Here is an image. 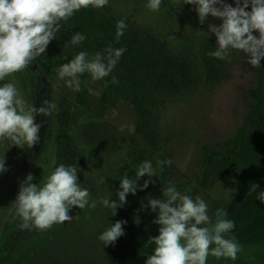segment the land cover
I'll list each match as a JSON object with an SVG mask.
<instances>
[{
  "label": "rangeland",
  "instance_id": "obj_1",
  "mask_svg": "<svg viewBox=\"0 0 264 264\" xmlns=\"http://www.w3.org/2000/svg\"><path fill=\"white\" fill-rule=\"evenodd\" d=\"M224 3L236 6L233 0ZM75 15L98 26L88 41L66 44L74 33L61 28L44 55L0 82L15 83L29 105L38 107L42 99L56 105L31 149L0 142L6 168L0 173V264H145L154 247L146 242L158 234L147 200L162 199L161 190L170 182L193 199L202 197L212 211L223 208L227 214L253 184L225 166L264 120V59L261 68H253L243 52L233 50L226 60L210 57L219 74L212 80L204 51H214L216 41L204 33L209 23L218 26L221 21L210 18L202 25L193 5L174 7L173 0H163L158 12L148 11L144 0H109L102 9L82 8ZM120 19L127 28L117 42ZM107 47L126 49L109 77L122 84L128 101H113L100 119L76 102L77 93L58 79L56 70L79 51L92 54ZM43 65L51 68L49 74ZM105 81L90 80L92 89H102L99 96L89 97L93 108L100 104ZM61 133L72 139L78 182L94 200L111 193L110 202L116 201L119 177L126 173L134 178L145 160L152 161L155 177H141L138 188L146 179L152 183L129 194L115 216L97 204L94 210L73 208L71 221L47 230H20L13 202L21 182L29 174L35 178L32 183L42 182L56 166V137ZM157 160L172 163L161 169ZM116 221L126 222L124 235L104 247L97 237ZM241 248L235 264H264V234ZM207 264L233 262L209 256Z\"/></svg>",
  "mask_w": 264,
  "mask_h": 264
},
{
  "label": "clouds",
  "instance_id": "obj_2",
  "mask_svg": "<svg viewBox=\"0 0 264 264\" xmlns=\"http://www.w3.org/2000/svg\"><path fill=\"white\" fill-rule=\"evenodd\" d=\"M163 0H144V7L158 12ZM174 7L193 5L200 24L210 18L221 21L217 26L208 24L206 38L214 36L216 47L208 55L226 60L233 50L248 57L247 64L261 68L264 59V0H233V7L224 0H173ZM109 0H0V82L28 68L36 58L44 55L51 41L61 32V22L71 18L82 8L102 9ZM247 10L246 9H249ZM116 40L124 35L127 24L124 19L116 23ZM253 33H258L254 35ZM86 36L74 32L66 44L79 46ZM173 38V37H172ZM124 47H107L90 54L79 51L73 58L56 70L57 77L74 93L81 91L80 77L87 74L93 82L104 81L125 53ZM65 59H67L65 57ZM111 83L118 81L113 77ZM104 86H107L105 81ZM102 91V89H101ZM101 91L88 89L90 95L99 96ZM56 105L42 99L39 106L29 105L15 83H0V142L9 141L10 147L31 149L40 141V131L51 118ZM37 117L42 119L37 121ZM55 163V161H53ZM171 160H157L161 169L171 165ZM6 171L4 156L0 158V173ZM79 169L63 163L50 170L42 182L32 183L31 174L21 182L16 196L14 213L21 219L20 230H47L54 224L71 221L73 208L94 210L97 204L109 209L110 216L127 201L126 197L148 188L152 181L146 179L137 187L141 177H155L150 160L139 164L134 178L125 173L119 177L117 200L110 202L111 193L94 200L88 188L78 182ZM117 178V177H116ZM259 185L252 184L250 193ZM162 199H148L146 207L155 213L153 223L158 225V234L146 244L154 245L145 264H207L209 256L217 261H232L235 264L241 245L232 232L235 223L228 218L223 208L215 211L206 201L197 196L181 193L174 183L162 190ZM264 199V191L258 193ZM139 223V219L135 221ZM125 221L109 224L97 239L104 247L115 244L124 235Z\"/></svg>",
  "mask_w": 264,
  "mask_h": 264
},
{
  "label": "trees",
  "instance_id": "obj_3",
  "mask_svg": "<svg viewBox=\"0 0 264 264\" xmlns=\"http://www.w3.org/2000/svg\"><path fill=\"white\" fill-rule=\"evenodd\" d=\"M61 28L73 33L78 31L84 34L87 37L85 41H88L98 26H95L94 22L84 15H75L61 22ZM131 38L130 40H132ZM210 51L211 49L206 47L204 60L207 67L210 68L211 79L217 80L219 74L217 69L212 68L213 64L208 55ZM43 70L47 74L51 72V68L46 65H43ZM112 79L109 76L106 77L107 86L102 92L100 104L93 108L88 92V89L91 88L90 77L87 74L82 75L80 77L81 91L76 94V102L83 108L91 110L97 118H103L111 110L113 101H128V95L122 84L119 82L113 84L111 83ZM232 155L233 157L225 166L226 170L238 172L246 184L256 182V185H259L256 192H249L235 210L228 214V218L235 223L232 235L241 245L251 237L264 234V199L258 197V193L264 191V120L255 128L253 135L242 143L240 149ZM55 157L56 166L61 163L66 166L76 165L74 146L69 135L65 133L57 135Z\"/></svg>",
  "mask_w": 264,
  "mask_h": 264
}]
</instances>
